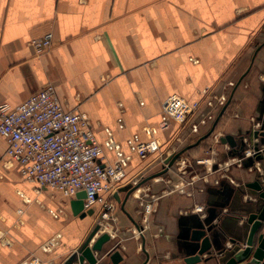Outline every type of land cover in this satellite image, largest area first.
Returning a JSON list of instances; mask_svg holds the SVG:
<instances>
[{
	"label": "crops",
	"instance_id": "crops-1",
	"mask_svg": "<svg viewBox=\"0 0 264 264\" xmlns=\"http://www.w3.org/2000/svg\"><path fill=\"white\" fill-rule=\"evenodd\" d=\"M47 33L52 47L37 56L29 42ZM47 84L67 110L88 117L100 145L108 130L131 157L125 180L105 195L115 205L117 223L93 238L112 236L102 246V264H112L108 257L115 251L120 264H186L182 245L208 217L212 247L196 264H225L244 246L246 219L262 203L249 185L260 177L244 167L245 159L241 167L214 170L205 182V168L195 160L211 157V149L218 163L241 156L242 140L263 150L252 132L264 120V0H0V102L17 106ZM172 95L202 103L200 117L209 112L203 103L210 96L227 99L209 146L203 140L181 155L192 162L186 178H201L188 188L190 195L172 190L176 169L164 170V160L196 143L214 121L196 134L188 122L173 123L159 134L160 152L144 161L129 147L147 141L146 128L159 127L162 104ZM213 135L231 136L234 146L213 144ZM5 151L0 136V264L34 258L61 264L85 241L102 206L91 209V218L73 216L76 197L23 180ZM114 160L104 151L102 164ZM132 180L138 186L126 200L123 190ZM149 202L154 210L146 215L143 204ZM50 211L62 214L54 218ZM134 223L143 228L140 240L132 235ZM56 235V247L43 253L42 245ZM259 235L264 237V222L255 239Z\"/></svg>",
	"mask_w": 264,
	"mask_h": 264
},
{
	"label": "built area",
	"instance_id": "built-area-1",
	"mask_svg": "<svg viewBox=\"0 0 264 264\" xmlns=\"http://www.w3.org/2000/svg\"><path fill=\"white\" fill-rule=\"evenodd\" d=\"M52 44V33L29 42V46L37 56L48 53ZM229 85L232 86L231 83ZM226 103L225 95L210 96L203 103L209 112L200 117L202 103H189L177 95H172L162 104L159 127L146 128L147 141L131 143L129 147L140 160L144 161L160 152L159 134L170 131L173 123L183 126L188 122L190 131L196 134L200 127L215 121ZM259 128L260 123H255L254 130ZM105 132L107 138L103 145H100L88 117L83 113L67 110L60 103L52 84H47L17 106L0 102V136L6 142L5 156L18 166L22 179L40 188L59 192L68 199L84 192L83 212L90 211L96 204L102 206L97 222L101 225V229L113 227L117 223L114 216L115 205L105 195L111 197L117 184L125 180L126 169L131 161V157L125 155L120 145L114 141L112 134L108 130ZM219 140V135H213V144L218 143ZM244 142L246 147L241 158L233 157L229 161L218 163L216 154L211 149V157L195 160L196 165L205 168V182L208 181L207 176L214 170L232 165L241 167L245 159L262 153L263 150L255 151L247 140ZM104 151L114 154L115 160L112 164H102ZM260 163L261 161L254 162L248 169L255 172L264 184V171ZM191 166V160L181 156L174 163L178 179L172 184L173 191L190 195L188 188L201 179L197 175L186 178L189 177L188 168ZM138 181L132 180L130 185L137 187ZM215 184L218 182L215 181ZM143 209L144 213L149 215L154 210L153 204L145 203ZM195 211L202 213L203 208L197 207ZM50 213L54 218H57V214H62L61 211L58 213L50 211ZM142 233V226L140 230L136 227L132 229L135 239L140 240ZM59 238L60 236L56 235L42 245V252L51 253ZM22 264H41V262L34 258Z\"/></svg>",
	"mask_w": 264,
	"mask_h": 264
},
{
	"label": "water",
	"instance_id": "water-1",
	"mask_svg": "<svg viewBox=\"0 0 264 264\" xmlns=\"http://www.w3.org/2000/svg\"><path fill=\"white\" fill-rule=\"evenodd\" d=\"M224 110L225 108H223L222 111L219 113L210 130L204 136H202L196 143L178 153H175L174 155L167 157L164 160V164L166 165V169L164 170H169L186 150L197 146L203 140L211 136L214 133L217 122L223 115ZM252 138L254 140H260V144L263 146V155H256L253 158L246 159L244 167L247 168L253 166L254 162H260L264 160V120L260 123L259 129L253 130ZM220 142L223 144H228L231 147L234 146L232 137L228 135L222 137L220 139ZM242 142L243 143L241 149L244 150L246 147V143L243 140ZM241 156L238 157L241 158ZM128 187L129 188H125V190H123L127 194L126 200L132 193L135 192L137 188L136 186L131 185H129ZM249 187L257 192L258 199H260L262 203L261 205H259L260 208L256 212L250 213L248 215V218L246 219V223L249 226V230L244 246L233 251L232 255L226 260L225 264H262L264 260V237L263 235H259L257 239H255L262 223L264 222V184L261 183V181L259 180V182H254L253 184L249 185ZM113 197L118 203H120V199L117 193ZM84 198L85 193L80 192L76 195V199L71 201V211L73 216L79 217L81 219L91 218L94 216L92 210L88 212L82 211V200ZM124 204L125 201L121 203L123 211ZM210 220L211 219L208 217L205 218L202 222H199L198 226L194 227V229L190 232L189 236L186 237L188 241L182 245L185 250V253H187V256L185 257L186 264L199 263L202 261V256H204V254L208 255L209 250L212 247L211 239L208 236V232L211 229L208 227ZM134 227L139 230L141 229L138 223H134ZM100 230L101 225L96 223L91 232L88 234L85 241L78 247V249L74 251V253L67 257L61 264H102L104 258H106L107 256H105V254L103 255L100 253H102V246L109 241L110 235L107 233H103L96 240L93 241V238L96 236V234H98ZM230 243L234 244L236 243V241L230 239ZM223 253L224 250L217 254L222 255ZM108 259L112 264H120L122 262V257L118 253V251L113 252L108 257ZM208 260L209 258L205 259L204 262L206 263Z\"/></svg>",
	"mask_w": 264,
	"mask_h": 264
},
{
	"label": "trees",
	"instance_id": "trees-1",
	"mask_svg": "<svg viewBox=\"0 0 264 264\" xmlns=\"http://www.w3.org/2000/svg\"><path fill=\"white\" fill-rule=\"evenodd\" d=\"M217 124H218V122H217ZM219 127V124L218 125H216V127H215V129H217ZM209 141H211L212 142V136H209L207 139H205L203 142L205 143L204 144V148L206 149L209 145H207L206 143H208ZM195 149V148H194Z\"/></svg>",
	"mask_w": 264,
	"mask_h": 264
},
{
	"label": "rangeland",
	"instance_id": "rangeland-1",
	"mask_svg": "<svg viewBox=\"0 0 264 264\" xmlns=\"http://www.w3.org/2000/svg\"><path fill=\"white\" fill-rule=\"evenodd\" d=\"M178 152H180V151H178ZM178 152H177V153H178ZM205 158H206V157H205ZM217 162H218V161H217ZM219 163H221V161H220ZM199 167H203V166H199ZM150 214H151V213H150Z\"/></svg>",
	"mask_w": 264,
	"mask_h": 264
},
{
	"label": "bare ground",
	"instance_id": "bare-ground-1",
	"mask_svg": "<svg viewBox=\"0 0 264 264\" xmlns=\"http://www.w3.org/2000/svg\"><path fill=\"white\" fill-rule=\"evenodd\" d=\"M104 231V230H103Z\"/></svg>",
	"mask_w": 264,
	"mask_h": 264
}]
</instances>
